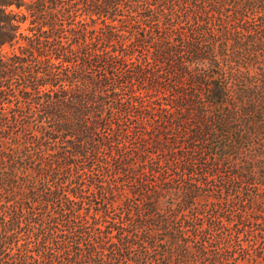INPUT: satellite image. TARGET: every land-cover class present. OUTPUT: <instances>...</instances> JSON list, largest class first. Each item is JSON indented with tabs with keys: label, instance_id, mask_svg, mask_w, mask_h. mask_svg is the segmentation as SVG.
Returning <instances> with one entry per match:
<instances>
[{
	"label": "trees",
	"instance_id": "obj_1",
	"mask_svg": "<svg viewBox=\"0 0 264 264\" xmlns=\"http://www.w3.org/2000/svg\"><path fill=\"white\" fill-rule=\"evenodd\" d=\"M262 187L264 0H0V264H225Z\"/></svg>",
	"mask_w": 264,
	"mask_h": 264
},
{
	"label": "rangeland",
	"instance_id": "obj_2",
	"mask_svg": "<svg viewBox=\"0 0 264 264\" xmlns=\"http://www.w3.org/2000/svg\"><path fill=\"white\" fill-rule=\"evenodd\" d=\"M27 23L23 24L25 27ZM44 89V88H43ZM163 162H166L165 158H162ZM264 192L263 187L260 188ZM234 197V196H233ZM234 199V198H233ZM122 198H119L115 202V206L119 207L121 204ZM228 208L218 212L216 214L218 217L222 215L223 222L220 224L211 225L210 218L213 217L214 211L210 208L205 209L204 212H201V217L203 221L198 227L203 229L198 235H192L194 243H199L201 241L206 242L212 252L223 253V261L225 264H253V257L256 254H260V250L263 249V254L259 258L261 264H264V238L256 236L257 232H260L262 224L259 226H238L235 221L231 224L225 219V216H229V213L233 214V211L236 210V206L228 204ZM196 204L191 205L186 213L192 217L195 213ZM117 209V208H116ZM116 211H121L120 209ZM114 213V212H113ZM264 226V225H263ZM264 232V230L262 229ZM194 232H191L193 234ZM239 236L236 240L235 237ZM26 237V235H21V238ZM23 240V239H21ZM249 250V253H248Z\"/></svg>",
	"mask_w": 264,
	"mask_h": 264
}]
</instances>
